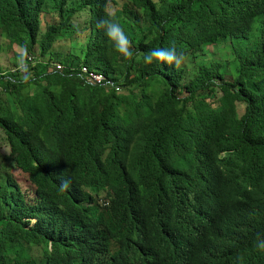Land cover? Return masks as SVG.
<instances>
[{
    "label": "trees",
    "instance_id": "trees-1",
    "mask_svg": "<svg viewBox=\"0 0 264 264\" xmlns=\"http://www.w3.org/2000/svg\"><path fill=\"white\" fill-rule=\"evenodd\" d=\"M223 42L232 64L197 63ZM13 46L0 264H264V0H0V54ZM170 46L175 68L140 59Z\"/></svg>",
    "mask_w": 264,
    "mask_h": 264
},
{
    "label": "clouds",
    "instance_id": "clouds-1",
    "mask_svg": "<svg viewBox=\"0 0 264 264\" xmlns=\"http://www.w3.org/2000/svg\"><path fill=\"white\" fill-rule=\"evenodd\" d=\"M103 27L105 36L113 42L115 50L125 60H130L135 53L130 48V42L127 36L122 31L120 25L112 20H101L99 25ZM143 64L146 66H155L160 68L162 65H170L173 68L178 66L183 56L174 47H153L147 50L141 57ZM56 66H60L59 64ZM54 67V71H58ZM61 67V66H60ZM81 69V68H80ZM60 71V70H59ZM67 182H63L61 187H66ZM256 247L259 250H264V234L257 233Z\"/></svg>",
    "mask_w": 264,
    "mask_h": 264
},
{
    "label": "rangeland",
    "instance_id": "rangeland-1",
    "mask_svg": "<svg viewBox=\"0 0 264 264\" xmlns=\"http://www.w3.org/2000/svg\"><path fill=\"white\" fill-rule=\"evenodd\" d=\"M81 41H82V45L84 46L85 38H82ZM19 53H21V50L16 46H13L12 49L8 50L7 52L1 53L0 54V67L3 68L4 70L12 69L13 67L11 64L14 63L15 56ZM72 53L77 54L80 57V62L83 63L84 61L83 54L79 49H73ZM198 54L199 55H198L197 63L202 62V61L208 62L209 60H216L218 62H225L227 64L229 63L232 64L231 61L234 58L233 50L231 48L230 43H224V42L216 46H209L208 49L204 47ZM186 63H187L188 68L192 67L191 62H186ZM83 82L85 84H88L85 81ZM0 98L2 100L5 98V94H3L1 90H0ZM237 108H238L239 113H242L244 106L242 104H237ZM13 174H14L13 175L14 178L20 184L22 189H27L32 194L33 193L32 190L34 189V186L33 185L31 186L27 178V175L19 171H14ZM32 224H35V221H32Z\"/></svg>",
    "mask_w": 264,
    "mask_h": 264
},
{
    "label": "built area",
    "instance_id": "built-area-1",
    "mask_svg": "<svg viewBox=\"0 0 264 264\" xmlns=\"http://www.w3.org/2000/svg\"><path fill=\"white\" fill-rule=\"evenodd\" d=\"M56 69L62 70V67L56 66ZM81 73L83 74V80L87 82L88 84L92 86H105V85H111L115 87V90L118 91V87L114 86V84L110 81H107L103 76L99 74H95L92 71L87 70L86 68L82 67L80 69Z\"/></svg>",
    "mask_w": 264,
    "mask_h": 264
}]
</instances>
